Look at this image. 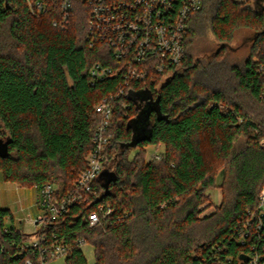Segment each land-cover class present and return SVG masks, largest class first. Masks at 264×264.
<instances>
[{"label": "trees", "instance_id": "obj_1", "mask_svg": "<svg viewBox=\"0 0 264 264\" xmlns=\"http://www.w3.org/2000/svg\"><path fill=\"white\" fill-rule=\"evenodd\" d=\"M61 2L0 4V171L20 186L57 184L55 200L86 166L100 121L95 105L122 84L121 76L92 79V66L115 63L112 50L88 39L90 6L80 0L61 27ZM262 2L203 0L188 19L183 61L114 98L103 173L87 201L48 226L74 245L68 264H86L81 238L94 246L95 264H248L242 256L258 239L242 243L241 234L264 186ZM242 28L253 38L240 64L227 44ZM208 34L215 49L202 42ZM143 129L149 138L137 142ZM148 146L164 147L160 159H148ZM219 173L221 202L202 216ZM100 205L112 213L90 226ZM8 216L14 220L0 205V241L8 247L1 264H24L8 256L12 242L28 238L6 225Z\"/></svg>", "mask_w": 264, "mask_h": 264}, {"label": "built area", "instance_id": "obj_2", "mask_svg": "<svg viewBox=\"0 0 264 264\" xmlns=\"http://www.w3.org/2000/svg\"><path fill=\"white\" fill-rule=\"evenodd\" d=\"M74 0H62L61 27H65L71 13ZM90 6L88 16L89 38L92 43H103L112 50L115 63L92 66L90 74L93 80L121 76L122 84L116 92L104 97L95 105L100 117L92 138V148L86 156V166L76 176L72 189L59 200L54 199L57 184L47 183L36 186L39 193L38 205L41 214L24 220L31 224V231L22 230L27 236L20 243L12 242L8 253L10 259H23L24 264H46L58 257L71 253L74 245L55 232H49L48 226L54 224L71 207L87 201L88 193L93 190L95 179L100 177L106 160V146L111 139L110 129L114 124L113 100L133 83H141L147 78L165 75L167 70L180 64L186 53L184 40L188 33L190 14L202 7L203 0H80ZM243 1V0H234ZM246 1V0H245ZM6 3V0H0ZM264 4V0L262 2ZM38 11L44 9L37 2ZM56 25L57 22H54ZM257 71L264 79V62L257 64ZM128 91H133L129 88ZM260 98L264 100V81L260 87ZM264 147V140L260 142ZM160 159V154H155ZM102 215L92 211L88 216L90 226L100 224L101 217L106 218L112 209L100 205ZM15 220V218H14ZM20 222H23L20 220ZM246 230L241 234L242 243L255 234L258 243H253L243 258L248 264H264V186L259 196L257 208L246 221ZM15 226V225H14ZM19 228L18 226H16ZM5 232L8 231L6 227ZM85 239L78 240L82 248ZM7 245L0 241V253L6 252ZM10 249V248H9ZM1 264V260H0Z\"/></svg>", "mask_w": 264, "mask_h": 264}, {"label": "rangeland", "instance_id": "obj_3", "mask_svg": "<svg viewBox=\"0 0 264 264\" xmlns=\"http://www.w3.org/2000/svg\"><path fill=\"white\" fill-rule=\"evenodd\" d=\"M248 0L239 1L242 4ZM257 7L256 3L253 4ZM253 33L248 29H239L235 35V39L228 43L227 46L231 51V59L236 63H242L250 53V45L252 44ZM215 37L208 34L203 39V44L211 46V49H215L218 46ZM196 53V52H195ZM264 140V139H263ZM205 148H208L205 146ZM163 146H148V159L155 157L160 150H163ZM135 151V150H134ZM211 149H207V159L211 163L218 166V160ZM220 172V171H219ZM104 175L109 178V173L104 172ZM223 175L219 173L216 178L217 187L210 188L208 190L210 199L206 201L202 207L204 210L202 216L212 212L216 206L221 202L222 191L219 185L222 183ZM39 193L38 189L33 185L20 186L16 182L7 181L4 179L2 172L0 171V205L7 208L15 216L13 220L10 216L6 217L5 223L8 226H18L22 230L31 231L34 227L31 224H26L24 220L29 217H38L41 214L42 208L38 205ZM22 220L23 222H20ZM82 251L86 258V264H95V248L92 244L88 243L82 247ZM46 264H68L65 257H58L56 259L48 261Z\"/></svg>", "mask_w": 264, "mask_h": 264}, {"label": "water", "instance_id": "obj_4", "mask_svg": "<svg viewBox=\"0 0 264 264\" xmlns=\"http://www.w3.org/2000/svg\"><path fill=\"white\" fill-rule=\"evenodd\" d=\"M258 2H259V0H255L256 5H257V4L259 5ZM258 5H257V6H258ZM133 95H134V93H133L131 96H133ZM134 98H137V96L135 95ZM158 100H159V98H158ZM144 121H145V120H144ZM136 131H137V132L135 133V138H137V139H136L137 142H139V141L142 140V139L149 138V137H148V134H147V130L143 129V130H141V131H139V130H136ZM242 258H248V256H247V255H243Z\"/></svg>", "mask_w": 264, "mask_h": 264}, {"label": "crops", "instance_id": "obj_5", "mask_svg": "<svg viewBox=\"0 0 264 264\" xmlns=\"http://www.w3.org/2000/svg\"><path fill=\"white\" fill-rule=\"evenodd\" d=\"M14 216V215H13ZM14 218H15V216H14Z\"/></svg>", "mask_w": 264, "mask_h": 264}]
</instances>
